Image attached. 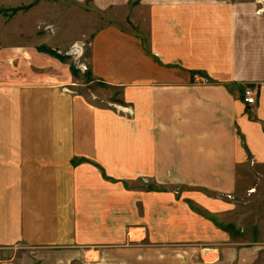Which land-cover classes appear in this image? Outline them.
Instances as JSON below:
<instances>
[{
  "label": "crops",
  "instance_id": "obj_1",
  "mask_svg": "<svg viewBox=\"0 0 264 264\" xmlns=\"http://www.w3.org/2000/svg\"><path fill=\"white\" fill-rule=\"evenodd\" d=\"M73 1L115 16L93 35L88 66L123 107L44 88L46 77L5 94L0 250L52 248L79 260L135 242L149 246L148 257L127 250L142 264L169 260L168 247L213 246L211 264H264V241H237L247 193L264 191V12L236 0ZM250 86H261L252 106ZM152 180L193 189L126 186ZM261 210L250 216L259 230Z\"/></svg>",
  "mask_w": 264,
  "mask_h": 264
},
{
  "label": "rangeland",
  "instance_id": "obj_2",
  "mask_svg": "<svg viewBox=\"0 0 264 264\" xmlns=\"http://www.w3.org/2000/svg\"><path fill=\"white\" fill-rule=\"evenodd\" d=\"M236 1L256 4L257 12L263 13L264 0ZM106 13L96 11L88 3L75 4L73 0H0V108H4L6 103L4 99L6 93H11L12 90L16 92L18 88L24 90L25 87L21 84L26 85L32 79L45 77L44 88L56 85L62 94L84 96L91 103L101 107H123L119 104L121 102L120 91L98 83L93 79L88 66L93 35L99 29L112 23L115 18L111 13ZM128 23L131 26L129 20ZM121 26L128 29L125 24L121 23ZM75 45H82L83 53L81 55L69 54ZM80 64L87 65L88 71L84 72L78 69ZM257 87L260 88L261 86L245 88L243 95L245 90ZM8 98L10 99V96ZM17 100L12 101L14 107L18 105L19 101ZM164 183L165 185H162L163 183L152 180L141 181L138 184V182L131 181L126 182V186L131 189L142 188L143 190L157 191L172 189L173 193L178 192V190L185 193L193 189L189 183L183 181ZM258 183L261 182H253L252 184L241 181L239 186L250 187ZM257 190L259 193L254 194L253 197L247 193L246 199H252V202L247 207L241 206L243 207L241 208L242 212H245L244 216L249 214L250 217L254 213V218H257L260 210L264 211V191L260 189V184ZM237 197L228 196L227 198L245 204L242 200L244 196L243 198ZM210 199H212V194H210ZM190 206L194 213L204 216V212L196 204L190 202ZM205 217L213 219V215L208 213L205 214ZM249 217L245 223L246 230L242 235L237 236V241L239 243L264 241V228L262 230L255 229L251 222L252 217ZM236 224L238 227L241 222ZM236 229H229L232 236H234ZM239 232L242 230H238L237 234H240ZM248 232L253 234V237L245 236ZM140 247L133 242L121 249L122 251L110 249L101 253L100 249H96L87 257L84 256L86 259L82 257L79 260H68L66 255L60 253L58 249H34L19 245L0 250V264H139L138 260L134 261L132 258V252L127 250L136 248L139 250L136 254H145L144 257H148L149 246ZM200 249L198 246L184 247V249L168 247L167 251H170L168 253L169 260L150 263L148 259H145L142 264L213 263L215 258L207 255L211 253L206 251L212 252L214 247L204 246L203 250ZM96 251L100 253V256L96 254ZM173 254H175V258L171 259ZM180 255L188 258L179 259L177 256Z\"/></svg>",
  "mask_w": 264,
  "mask_h": 264
},
{
  "label": "built area",
  "instance_id": "obj_3",
  "mask_svg": "<svg viewBox=\"0 0 264 264\" xmlns=\"http://www.w3.org/2000/svg\"><path fill=\"white\" fill-rule=\"evenodd\" d=\"M262 11L264 12V9H262ZM82 45H75L72 50L70 51V55H75L77 56L76 54H82L83 53V48L81 47ZM78 69H80L81 71H88V68H87V65H83V64H80L78 66ZM199 79H197L198 81ZM200 81L202 82H207L205 80H202L200 79ZM260 89L261 87H257V88H254V89H247L245 90L244 92V98H243V101L246 105L248 106H252V105H255V103H257V99H258V96H259V92H260Z\"/></svg>",
  "mask_w": 264,
  "mask_h": 264
}]
</instances>
